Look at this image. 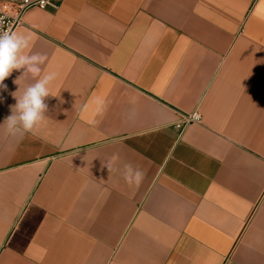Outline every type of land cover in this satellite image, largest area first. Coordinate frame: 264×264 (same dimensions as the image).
Masks as SVG:
<instances>
[{"label": "crops", "instance_id": "crops-1", "mask_svg": "<svg viewBox=\"0 0 264 264\" xmlns=\"http://www.w3.org/2000/svg\"><path fill=\"white\" fill-rule=\"evenodd\" d=\"M51 3L0 90L3 125L57 74L39 129L0 126V264H264V0Z\"/></svg>", "mask_w": 264, "mask_h": 264}, {"label": "clouds", "instance_id": "clouds-1", "mask_svg": "<svg viewBox=\"0 0 264 264\" xmlns=\"http://www.w3.org/2000/svg\"><path fill=\"white\" fill-rule=\"evenodd\" d=\"M32 41L31 34H18L17 31L3 28V21L0 20V90L6 86L3 81L10 76L13 70L25 69L33 77L37 76L41 69L38 65L47 61L45 54L21 55L22 49H27ZM57 74L50 72L44 75L43 79L35 84L28 86L23 94L17 96L16 104L12 107V114L6 118L3 125L6 126L10 134H16L17 128L22 127L24 133H34L45 122L44 112L47 105L44 99L51 95L49 85L56 79ZM102 106L101 101H97ZM199 115L194 113L193 120H199ZM117 157L113 156L104 162V165L112 171L116 164ZM123 177L129 185H139L143 179V173L132 166L130 163L123 165Z\"/></svg>", "mask_w": 264, "mask_h": 264}, {"label": "built area", "instance_id": "built-area-1", "mask_svg": "<svg viewBox=\"0 0 264 264\" xmlns=\"http://www.w3.org/2000/svg\"><path fill=\"white\" fill-rule=\"evenodd\" d=\"M52 6L51 0H0V20L3 21V28L15 31L23 25L25 13L32 8L45 9ZM199 115V120H193L192 115ZM201 120V114L195 110L190 114L182 116V120L177 127L181 128L189 122H197Z\"/></svg>", "mask_w": 264, "mask_h": 264}]
</instances>
